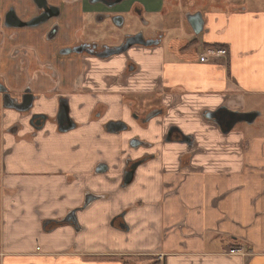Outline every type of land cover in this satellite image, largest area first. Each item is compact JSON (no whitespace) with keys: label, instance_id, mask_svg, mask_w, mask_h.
Here are the masks:
<instances>
[{"label":"crops","instance_id":"1","mask_svg":"<svg viewBox=\"0 0 264 264\" xmlns=\"http://www.w3.org/2000/svg\"><path fill=\"white\" fill-rule=\"evenodd\" d=\"M27 2L0 0V77L13 97L30 88L34 114L53 118L66 95L76 128L60 133L51 120L50 133L34 131L25 115L14 129L16 111L8 115L0 264H264V121L252 127L264 114V12H216L195 45L170 36L131 60L101 61L58 56L90 12L68 0H55L63 40L4 26L9 8L20 19ZM146 14L160 28L158 12ZM220 47L226 55L211 56ZM94 64L105 65L99 84L87 82ZM220 109L259 116L223 134L206 118ZM109 121L127 130L110 133ZM142 158L124 186L128 163ZM87 195L98 198L84 206ZM74 210L77 224L61 223Z\"/></svg>","mask_w":264,"mask_h":264},{"label":"flooded vegetation","instance_id":"2","mask_svg":"<svg viewBox=\"0 0 264 264\" xmlns=\"http://www.w3.org/2000/svg\"><path fill=\"white\" fill-rule=\"evenodd\" d=\"M93 1L96 2L92 3ZM164 1L165 0H126L121 3H118V0H78V5H77L78 11H80L81 14L83 15L89 10V8H91L92 11H90L89 13H91L90 17L93 21V24L95 26L103 25V27H101V29L103 30L102 37H100V39H103V42L96 40L88 41L86 39H83L82 32L79 31V33H76L75 41L72 44L62 46L58 50V56L64 59L83 56L86 58H95L101 61L102 60L105 61L110 58L120 57L124 53H128L133 47L137 49L164 47L170 39V30L168 29L169 24L166 21H161L160 28H155L153 26V23L149 22L145 18L147 15L146 13L150 12L151 10H156V12H158L159 14L158 17L161 19L162 13L166 11ZM129 2L131 3L127 6L128 9H126L128 18L136 19L142 25L141 27L146 29V32L143 29H138L131 33L128 32L120 33L121 31L120 29H122L125 26V22H126V18L123 15L124 14L123 6ZM62 6L64 5H58L55 2V0H28V2L23 7L25 12L24 16L20 19L18 17L17 18L23 23H28L32 21L33 23H38V25L33 27H20V28L26 30H34V29L36 30L40 28H45L43 38L48 43L54 42L58 38H61L63 40L62 31H61L62 25L60 22L63 19V14H64L62 12ZM10 9H13L14 12L16 11L14 6H11L9 10ZM119 17L122 18V21L121 19H119ZM151 25L153 27L147 31V29L151 27ZM104 33L105 34L107 33L106 36ZM199 35H194L193 33L194 40L190 41L189 44L195 45L197 42L196 37H198ZM130 41H137L140 43L142 42V44L131 46L130 48H128L127 51H124L125 45L128 44ZM75 50H79V52H75ZM131 67L132 66H130V68ZM0 85L6 88L7 93L9 94L8 92L9 89H7L5 84L0 83ZM24 94L33 97L32 106L28 112L24 113V115L25 114L26 116L28 115V125L34 131H36V129L37 131L40 130L42 131L45 128L46 124L51 120L56 127V131L60 133L70 132L76 128V124L74 123V121H72V118L70 117V101L69 98L66 97V95L60 94L57 97V105H58L57 111L55 113V116L51 118L45 114L32 113L33 107L36 102V95L32 93L29 87H26L23 90V92L20 95L21 97L19 101H17L18 98H15L10 94L9 95L12 99H16L17 102H21V98ZM59 107L61 108V115L58 112ZM66 109H68L67 120H65L62 117L63 111H65ZM34 115L40 117L32 120V116ZM58 115H60L61 118H58L59 117ZM228 119H229L228 115H225V117H223L222 119L223 125H225ZM31 120H32V125L30 123ZM58 120L60 121V124L58 123ZM116 123L119 124L117 126L118 128L120 129H122V127L124 128L122 131L127 130V128L121 122H113V121H109L108 123H106L105 129L108 132L114 131L115 129H117L116 126L111 128V130H108L109 128L107 127L109 124H116ZM67 128H69L67 131L62 132V130ZM182 138L185 141L189 140L188 138L185 137ZM132 141L130 142V145H133ZM142 161L143 158L135 162H129L126 171L129 170L133 164H138V163L139 165L142 164ZM101 167H103V165H99L98 169H100Z\"/></svg>","mask_w":264,"mask_h":264},{"label":"rangeland","instance_id":"3","mask_svg":"<svg viewBox=\"0 0 264 264\" xmlns=\"http://www.w3.org/2000/svg\"><path fill=\"white\" fill-rule=\"evenodd\" d=\"M69 2H72L71 3V7H75V10L73 11H76L78 9V0H68ZM63 2V0H62ZM165 8H166V11H164L161 15V19L160 21H166L168 24H169V30H171V34L170 36L173 37V40H175L176 37H181L182 35L186 38H189L191 37V35L193 36V33L190 29V27L188 26L189 24L187 23V20H186V16L187 15H191V14H195L197 12H200L203 17L205 18V20L207 19L208 15H211L213 13H216V12H242V11H262L264 12V0H165ZM131 2L129 3H126L124 6H123V9H128V5L130 4ZM89 8V7H88ZM95 9V8H94ZM90 11H92L91 8H89ZM90 14H88V16H86L88 18V21H86V23L84 24L83 26V30H82V37L83 39H86L88 41L90 40H96V41H101L103 42V39H100V37H102V29L101 27H103V25H97L95 26L93 24V21L92 19L90 18ZM150 16V15H149ZM150 19H151V16H150ZM152 21V20H151ZM149 21V22H151ZM92 25V26H90ZM142 25L134 18H127L126 19V22H125V26L120 29V33H125V32H128V33H131V32H134L135 30H138V29H143L145 32H146V29L145 28H142L141 27ZM206 28H207V23L205 24ZM153 26L151 25V27H149L147 29L150 30V28H152ZM105 34V33H104ZM107 34V33H106ZM105 34V36H106ZM172 38H170L171 40ZM197 39V37H196ZM169 40V41H170ZM203 40V34L199 35L198 36V41L199 42H202ZM220 48H225V47H220ZM134 47L129 51V52H133L134 51ZM142 51H145L147 52V48H138ZM202 46L198 47V52H200L202 50ZM137 54V52H135ZM127 53H124L122 56L124 59H132L134 53H132V55H125ZM147 55H152V53H146L145 56ZM145 56H142V57H145ZM142 57H139V58H142ZM31 69L34 70V72L36 71H40L41 70V67L38 66L34 61H31ZM88 62V60H87ZM89 66H91L90 62H88ZM95 65H92L94 68H93V71L96 72V75L92 74L90 76V78L87 79V82H96L97 84H99L98 80H100V78L102 77V74L103 72L100 70L101 67L103 70H105V65H101V66H98V68L96 69L95 68ZM0 83L1 84H5V79L0 77ZM103 85V83H101V86ZM90 87H96L94 83H92L91 85H89ZM10 95L11 92L8 91ZM23 91H20L19 93H17V97L15 98H18L17 101L20 100V95ZM127 98V96H126ZM258 99V98H257ZM259 100V99H258ZM263 103H264V100H263ZM264 104H261V101H257V106L258 109H261L262 106ZM12 111V112H11ZM14 110L11 109H5L3 107V104H2V95L0 94V167L4 164L3 161H4V155L5 153L2 151L4 146H5V142H4V136H5V132L7 130V128H9L11 130V128L9 127V124L10 123V120H9V117L8 115L10 113H14L13 112ZM16 114V123L19 121H21V117H25L24 113H18V112H15ZM263 113H264V109H263ZM131 116L133 118H136L138 115V112L136 109H134V113L131 114ZM263 119V120H262ZM264 121V114L262 116V118H258V120H256V122L252 125V127H258L259 125H261V123ZM19 123H17L16 125L14 124V129H17V126H18ZM244 125V124H242ZM247 125V124H246ZM19 127V126H18ZM243 127H246V126H243ZM47 131L50 133V128L49 127H45L43 129V131ZM3 168V166H2Z\"/></svg>","mask_w":264,"mask_h":264},{"label":"water","instance_id":"4","mask_svg":"<svg viewBox=\"0 0 264 264\" xmlns=\"http://www.w3.org/2000/svg\"><path fill=\"white\" fill-rule=\"evenodd\" d=\"M123 1H126V0H118V3H121ZM95 2L96 1H93L92 3H95ZM119 19H121V21H122V18L119 17ZM186 20H187V23L189 24L190 28L192 29L194 35H199L204 31V19H203V15L200 12H197V13L191 14V15L190 14L187 15ZM4 24L6 27H33V26L38 25V23H33L32 21L28 22V23L21 22L17 18L13 9H10L6 13ZM120 25H121V23H120ZM141 44H142V42L140 43L137 41H130L128 44L125 45L124 51H127L128 48H130L131 46L141 45ZM75 52H79V50H75ZM0 94L2 95V104H3V107L5 109H13L19 113H26L30 110V108L32 106L33 97L30 95L24 94L21 98V102H17L16 99H12L10 97V95L7 93L6 88H4L2 85H0ZM60 107L58 109V112L61 115V108ZM60 115H58L59 116L58 118H61ZM225 115H228L229 119L227 120L225 125H223L222 119H223V117H225ZM258 116H259V113H257V112L237 113V112L227 111L225 109H220V110L215 111V112L207 113L206 118L216 121V123L219 125L222 133L227 134L238 123H245L248 125L253 124ZM38 117H40V116L34 115V116H32V120L35 118H38ZM62 117L65 120L68 119V109L63 111ZM32 120L30 122L31 125H32ZM58 123L60 124L59 120H58ZM118 125H119L118 123L109 124L107 128H109L108 130H111V128L116 126L117 129H115L114 131H109V132L110 133H118L124 129L123 127H122V129L118 128L117 127ZM68 129L69 128L64 129V130H62V132H65ZM184 143L188 144L187 141H184ZM132 144H133L132 145L133 148H136L140 145V143H138V141H135V140L132 141ZM137 166H139V163L133 164L129 170L125 171V173L123 175V185L124 186H128L133 181L134 173H135ZM101 168H103V171H105V167H101ZM97 198L98 197L93 196V195H87L85 197L84 206H87L93 200H95ZM75 213H76L75 210L72 211V213H70L66 217V219H64V221H62L61 223L68 222V223H73L74 225H76L77 221L75 218Z\"/></svg>","mask_w":264,"mask_h":264},{"label":"built area","instance_id":"5","mask_svg":"<svg viewBox=\"0 0 264 264\" xmlns=\"http://www.w3.org/2000/svg\"><path fill=\"white\" fill-rule=\"evenodd\" d=\"M225 56L226 55V50L224 48H217L216 51H211V56ZM238 251H231V254H235Z\"/></svg>","mask_w":264,"mask_h":264}]
</instances>
